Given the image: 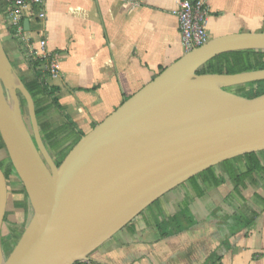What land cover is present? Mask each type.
<instances>
[{"label": "water", "instance_id": "1", "mask_svg": "<svg viewBox=\"0 0 264 264\" xmlns=\"http://www.w3.org/2000/svg\"><path fill=\"white\" fill-rule=\"evenodd\" d=\"M24 24L30 28L29 19ZM248 49L264 50V31L224 35L186 52L83 134L57 165L0 32V136L33 208L6 256L8 180L0 166V264L86 261L171 190L229 159L264 151V94L227 90L264 80V69L198 73L219 54Z\"/></svg>", "mask_w": 264, "mask_h": 264}, {"label": "crops", "instance_id": "2", "mask_svg": "<svg viewBox=\"0 0 264 264\" xmlns=\"http://www.w3.org/2000/svg\"><path fill=\"white\" fill-rule=\"evenodd\" d=\"M208 10L209 39L263 32L264 0H202ZM178 0H45L41 15L31 18L34 41L45 37L58 54L60 103L83 134L90 132L125 100L185 53L177 17ZM0 15V32L16 71L29 70L18 40ZM54 114L53 117L50 115ZM49 119L64 122L56 110ZM264 161V158H263ZM225 181L213 186L201 178L187 181L161 197L125 228L89 255L87 264H264V177L235 190ZM196 188H203L199 195ZM17 175L8 180L3 236L25 229L31 216ZM182 207L183 229L168 220ZM189 219L193 220L189 224Z\"/></svg>", "mask_w": 264, "mask_h": 264}, {"label": "trees", "instance_id": "3", "mask_svg": "<svg viewBox=\"0 0 264 264\" xmlns=\"http://www.w3.org/2000/svg\"><path fill=\"white\" fill-rule=\"evenodd\" d=\"M5 7V1L0 0V15L4 16L3 12L5 10ZM8 29L14 36L12 28L8 27ZM18 42L20 44L21 51L24 52L22 43L19 40ZM26 60L29 66V70L25 73H20V77L35 101L36 113L43 141L47 149L55 159L56 164L59 165L64 160L66 155L70 152V150L75 146V144L81 139V137L83 136V132L78 129L74 121L66 112L64 106L60 103L58 96L59 89L58 87L50 83L47 73L43 72L40 69L41 61L39 59L35 60L27 56ZM13 66H15L14 63ZM258 69H264V50L248 49L219 54L208 61L205 65H203V67L199 69L198 73L235 74ZM227 90L233 91L246 98H254L264 94V80L231 86L228 87ZM19 95L22 107L27 108V102L24 96L21 93H19ZM51 110H56L60 114L64 122L59 123L58 121H54V119H49L48 115ZM25 119L31 129L29 116H25ZM263 158L264 151L240 155L229 159L219 165L211 167L194 176L188 181H194L201 178L209 185L218 186L225 181L224 176L216 173L217 168H222L226 173L225 175L227 176V178L234 182L235 190L241 192L242 189L246 187L247 180L251 179L255 175H261L264 177ZM0 166L5 173L7 180H10L11 176L15 173V169L10 160V157L8 156L5 144L1 136ZM195 190L199 195H202L204 192L203 188L195 187ZM22 192L24 193L25 198L28 199V195L25 191L24 186ZM186 215H189L188 209L187 207H182L177 214L173 215L168 220H164L161 222L159 221L158 227L161 230L162 234L164 235L168 233L167 230H165L167 225H176V231L183 229L181 218L185 217ZM192 222L193 220L189 219V224H192ZM23 231V228H14L10 235L3 236V251L6 256H8L13 250ZM218 260L219 257L213 254L211 255V260L206 264H216ZM81 264L87 263L85 261H82Z\"/></svg>", "mask_w": 264, "mask_h": 264}, {"label": "built area", "instance_id": "4", "mask_svg": "<svg viewBox=\"0 0 264 264\" xmlns=\"http://www.w3.org/2000/svg\"><path fill=\"white\" fill-rule=\"evenodd\" d=\"M3 12L12 28L14 37L22 43L24 54L41 61L40 69L47 73L49 79L57 77L59 71L58 54L51 51L45 37L34 41L24 20L41 15L45 0H4ZM178 19L182 45L186 52L206 44L210 39L207 32L208 10L202 0H178L173 9ZM79 261L75 264H81Z\"/></svg>", "mask_w": 264, "mask_h": 264}, {"label": "rangeland", "instance_id": "5", "mask_svg": "<svg viewBox=\"0 0 264 264\" xmlns=\"http://www.w3.org/2000/svg\"><path fill=\"white\" fill-rule=\"evenodd\" d=\"M23 113H24V115H25L26 117L29 116L27 108L24 109V112H23ZM50 116L53 117L54 114H51ZM14 175H15V173H14ZM26 203H29V202H28V199H26ZM27 205H28V204H27ZM28 206H29V205H28ZM32 214H33V208H32L31 206H29V208H28V215L31 216Z\"/></svg>", "mask_w": 264, "mask_h": 264}, {"label": "flooded vegetation", "instance_id": "6", "mask_svg": "<svg viewBox=\"0 0 264 264\" xmlns=\"http://www.w3.org/2000/svg\"><path fill=\"white\" fill-rule=\"evenodd\" d=\"M24 109H25V108L23 107V112H24Z\"/></svg>", "mask_w": 264, "mask_h": 264}]
</instances>
